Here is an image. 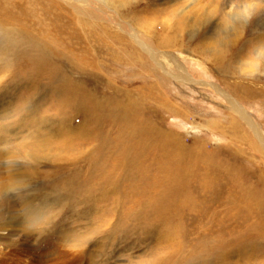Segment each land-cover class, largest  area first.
Masks as SVG:
<instances>
[{
	"label": "rangeland",
	"instance_id": "rangeland-1",
	"mask_svg": "<svg viewBox=\"0 0 264 264\" xmlns=\"http://www.w3.org/2000/svg\"><path fill=\"white\" fill-rule=\"evenodd\" d=\"M228 97L264 136V0H0V264H264Z\"/></svg>",
	"mask_w": 264,
	"mask_h": 264
},
{
	"label": "bare ground",
	"instance_id": "bare-ground-1",
	"mask_svg": "<svg viewBox=\"0 0 264 264\" xmlns=\"http://www.w3.org/2000/svg\"><path fill=\"white\" fill-rule=\"evenodd\" d=\"M87 3V2H86ZM149 49V48H148ZM174 61H175V59H174ZM156 62V61H155ZM177 68L179 69V71L181 72V75L182 76H186V73H185V69L181 66V65H178L177 64ZM186 78V77H185ZM184 78V79H185ZM188 78V77H187ZM224 95V94H223ZM227 95V94H226ZM228 100H229V102L231 103V106H232V108H233V110H234V112H236L237 114H238V116L242 119V120H245L246 122L248 121L249 122V124L251 125V127L253 128V130L255 131V133L257 134V136H258V138L259 139H263L264 140V136L262 135V133H261V131H260V129L253 123V121L250 119V117H249V115H248V113L245 111V110H243V107L242 106H240V104L238 103V101L237 100H235V99H233V98H231V97H228L227 98ZM263 145H264V143H263ZM5 152V151H4ZM4 152H3V154H4ZM2 153V152H1ZM48 153V152H47ZM124 153V152H123ZM128 156V155H127ZM2 168V167H1ZM13 182V179L12 180H10V183H12ZM16 181H15V179H14V183H15ZM9 186V185H8ZM151 193V192H150ZM57 246H60L59 244H54V246H51V248H52V250L50 251L49 249H47V251L50 253V254H55V253H57V249L58 248H60V247H58L57 248ZM71 247V246H70ZM72 249V248H71ZM68 252H73V251H70V250H67ZM78 253H81V254H83L81 251L80 252H78ZM59 256V255H58ZM60 256H61V254H60ZM92 256V255H91ZM68 257V256H67ZM67 257H64V258H67ZM56 264V263H55ZM70 264H81V262H77V261H73V262H71ZM89 264H91L90 262H89Z\"/></svg>",
	"mask_w": 264,
	"mask_h": 264
}]
</instances>
